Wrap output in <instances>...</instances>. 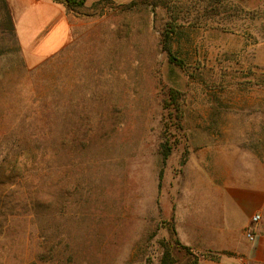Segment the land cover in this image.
<instances>
[{
	"label": "rangeland",
	"instance_id": "374dc122",
	"mask_svg": "<svg viewBox=\"0 0 264 264\" xmlns=\"http://www.w3.org/2000/svg\"><path fill=\"white\" fill-rule=\"evenodd\" d=\"M65 11L35 60L0 0V264H195L186 211L233 159L264 172V0Z\"/></svg>",
	"mask_w": 264,
	"mask_h": 264
},
{
	"label": "crops",
	"instance_id": "0c3cea01",
	"mask_svg": "<svg viewBox=\"0 0 264 264\" xmlns=\"http://www.w3.org/2000/svg\"><path fill=\"white\" fill-rule=\"evenodd\" d=\"M13 4L21 12L16 29L27 56L41 60L66 43L67 16L62 4L51 0H13ZM263 47L256 51L259 66H264ZM248 168L243 159H233L226 176L216 182V199L210 194L208 200L206 195L192 211H186L187 225L178 229V236L199 257L198 264H264V172L255 175ZM214 184L211 180L210 186ZM255 214L262 216L258 224L252 223ZM186 227L193 231V241L186 237ZM249 229L255 235L253 242L247 238Z\"/></svg>",
	"mask_w": 264,
	"mask_h": 264
},
{
	"label": "trees",
	"instance_id": "16d2710c",
	"mask_svg": "<svg viewBox=\"0 0 264 264\" xmlns=\"http://www.w3.org/2000/svg\"><path fill=\"white\" fill-rule=\"evenodd\" d=\"M51 1L64 5L67 11L73 13L75 16H84L82 9L85 7L87 0H51ZM103 2H105V0H103ZM174 34H176V29L173 26V28H171V30H169L163 37V43L166 51L169 54V59L171 63L184 66L183 62L179 60V58L176 57L172 51V44H173L172 35ZM178 245L180 246L181 244L178 242ZM183 248L189 251L188 247L184 246ZM198 260L199 257L197 256L195 258V264H198Z\"/></svg>",
	"mask_w": 264,
	"mask_h": 264
},
{
	"label": "built area",
	"instance_id": "2783aa9c",
	"mask_svg": "<svg viewBox=\"0 0 264 264\" xmlns=\"http://www.w3.org/2000/svg\"><path fill=\"white\" fill-rule=\"evenodd\" d=\"M262 220V216L260 214H255L253 217H252V223L253 224H258L260 223ZM247 238L249 239V241L253 242L255 241V235H254V232L252 229H249L248 232H247Z\"/></svg>",
	"mask_w": 264,
	"mask_h": 264
}]
</instances>
